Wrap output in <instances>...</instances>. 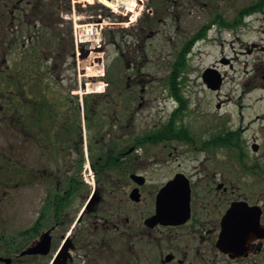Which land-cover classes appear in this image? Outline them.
I'll list each match as a JSON object with an SVG mask.
<instances>
[{"label":"flooded vegetation","instance_id":"obj_1","mask_svg":"<svg viewBox=\"0 0 264 264\" xmlns=\"http://www.w3.org/2000/svg\"><path fill=\"white\" fill-rule=\"evenodd\" d=\"M149 2L156 14L160 8L169 15L178 0ZM188 2L207 13L194 31L195 50L210 42L214 26L224 27L217 22L223 9L217 0ZM61 7L70 11L71 0H0V45H21L47 58V45L62 38ZM228 21L225 29L235 33L232 53L209 66L221 71L220 84H206L204 72L199 76L208 107L201 100L191 107L180 85L179 116L152 121L142 131L135 130L134 118L144 104L141 95L136 101L137 89L146 90L143 48L126 51L119 42L125 69L103 98L82 105L69 91L56 90L54 67L30 69L33 79L18 90V150L47 146L49 166L39 164L35 171L53 185L28 227L9 228L0 219V264H264V190L236 186L231 179L233 155L243 172L264 179V37L247 40L240 34L255 20ZM4 65L0 73L10 68ZM6 97L0 94V111ZM186 112L199 114L191 121ZM0 120L5 133L8 116ZM174 144L186 148L168 177L165 150ZM153 146L146 161L139 151ZM190 152L192 175L182 158ZM5 155L2 170L8 166L4 160L3 167ZM178 174L180 202L165 203L159 193Z\"/></svg>","mask_w":264,"mask_h":264},{"label":"rangeland","instance_id":"obj_2","mask_svg":"<svg viewBox=\"0 0 264 264\" xmlns=\"http://www.w3.org/2000/svg\"><path fill=\"white\" fill-rule=\"evenodd\" d=\"M146 1L147 10L144 17L149 23L152 21V28L145 23H142L141 17H139L135 25L129 26L133 27L135 32L138 31V34H120L119 31L121 28L117 26L116 28L110 29L112 30V33L115 31L117 37H119L120 41H122V45L126 51L129 50V46H131L132 52L143 48L142 54L146 55L144 56V58L147 59L144 63V71L146 72V75L144 76L146 90L145 92L140 93L139 89H137L136 94V101H139L141 95V99L144 103L142 108L138 109L134 118L136 131L145 130L148 128V124L152 121L165 120L173 115L174 109L178 106L177 100L172 97L170 91L172 88L170 87V77L174 70V62L177 60L182 46L185 45L186 41L193 36L194 31L202 25L205 17L207 16L206 10L203 9V7L200 6L197 8L192 3L188 2V0H178L177 5L175 4L171 7L174 11L167 15L165 11L159 8L155 19V14L150 17L147 16L148 8L155 9V6L153 3H150L149 0ZM255 1L256 0H217V3L219 4L218 7L223 9V11H221L222 14L227 18L232 19L239 7L245 3L250 4ZM96 3L97 4L94 6L97 8L92 5H88L87 9H85L86 11H79L77 7V13L83 14V17L94 15L96 11H99V9L102 8L98 1H96ZM60 10L64 14L68 11L67 9H64V7H61ZM201 10H204V12ZM180 13L181 19L177 22L174 17L178 15L180 16ZM111 17L114 18L115 16ZM154 19L155 21L153 22ZM254 20L255 22L253 25L240 34L245 35L244 37H246L245 39L247 40L257 41L259 37H264V26L262 24L264 21V9L263 11L256 13L247 21L251 22ZM64 24V26H60V28L58 27L59 32L63 31L60 33L62 38L59 41L57 39L58 42L47 45L49 58L44 57L42 54L40 60L43 63L42 66L51 65L52 67H55L53 74L55 73L58 79V82L56 83V90L59 91L60 89H63L64 91H69V95L72 96V90L70 91V89L71 87H75V85L77 86L78 83L77 63L76 59L73 57L74 45L71 33L73 24L71 21L68 22L65 19ZM221 29L222 31H220V28L217 26L216 29L213 28L210 33V42H202L200 48L195 47V50L192 47L187 54L188 64L186 66V71L182 74V85L184 87L185 94L190 95L192 100V102H190L192 105L191 107H194V105H196V101L199 100L206 101L202 104V106L204 105L206 108L208 107L207 101H209V94L208 92H204L202 87L203 81L199 76L205 67H209L213 65V63H216V59H220L224 56V53L225 56L228 53H232L230 41L235 33L225 28ZM144 31L145 34L142 33ZM109 36L110 34H107V39ZM5 50L7 51L6 54H4ZM24 52L25 50L21 45H13L8 49H6V45H4L0 49V63L4 61L6 65H9V71L11 70L14 72L15 69H18L21 76H25L22 77V84L25 86L27 83L26 81H31V79H33V74L31 76L28 75L30 73V66H28V63L24 60ZM262 55L264 56V54ZM104 57L107 67H109V74L116 73L117 77L120 73L118 69H125L126 63L119 61L115 46L111 44L107 46ZM21 63H25V65H23L25 67V71H22ZM6 65H4V67ZM236 67L238 68V71L243 69L242 64H239ZM4 73L8 74L6 71ZM178 79H180V76ZM6 80L7 77L4 81ZM4 83L8 86L6 82ZM61 84L62 87H60ZM11 88L14 89L15 86L9 85V89ZM5 95H10V92H5ZM74 100L77 101V98L74 97ZM197 114L199 113L186 112L185 117L187 120L192 121L196 118ZM2 123L3 122H0V155L3 156L6 154L4 156L5 159H3V167L6 164L4 160H7L8 166L3 170L0 169V219L4 218L7 221L9 225L7 226L9 228L28 227L32 223L33 217L37 211L42 210L43 208L41 207L43 205L46 206V204L43 203L45 198L49 196V191L53 185L48 181V176L46 174V176H42L41 173L39 175V172L35 171L37 165L39 164H43L48 168L50 163L49 151L47 146L44 147V149L42 147L37 150V146L34 145L32 148L28 147L27 152L25 150L24 154H22L20 150H18L19 131L16 129L17 127L11 125L4 133ZM251 127L252 128L246 133L249 141L256 125H252ZM10 129L14 132H11ZM28 140L26 139V142ZM43 142H45V140H43ZM185 148L186 147H182L181 145L177 146V144H174V146H169V148L165 150V158L168 163V177L174 174L177 167L176 164L178 165V162L182 160L178 159V155L180 154L181 157V151ZM155 149V146L149 149V151L148 148H144L139 151V154L144 152L146 161H151L150 157ZM192 154L194 155V153L190 152L185 154V156H182L184 159L183 163L187 166H185V168L191 175L194 173L191 171L190 167L193 163L191 157ZM197 154L200 155V157L205 155V153ZM21 155L23 157H21ZM216 158L222 159L223 155L218 153ZM17 160L20 164L22 161V164H24L25 167L19 169L15 168L14 164L18 165ZM9 161H11L12 164H9ZM249 163L254 162H251L250 160ZM1 165L2 164L0 162V166ZM231 165V179L234 181L236 186L249 184V187L253 190H259V187L264 190V179L260 178L259 174L243 172L235 155L232 157ZM151 175L153 176L155 173H152Z\"/></svg>","mask_w":264,"mask_h":264},{"label":"trees","instance_id":"obj_3","mask_svg":"<svg viewBox=\"0 0 264 264\" xmlns=\"http://www.w3.org/2000/svg\"><path fill=\"white\" fill-rule=\"evenodd\" d=\"M263 6H264V0H257L253 3H250V4L240 8L239 16L242 17L246 13H250L254 10L262 9ZM95 8H97V7H95ZM223 22H224V25L229 24V23L227 24V20H225V18L223 19ZM142 23H145L146 25H151L146 19H143ZM125 32L138 34V31L135 32L134 29L133 30L123 29V30L119 31L120 34L121 33L125 34ZM118 38L119 37H117L116 33H112V34H110V36L108 38V42L109 43H116V42H118V40H117ZM192 44H193V40H191L190 42H186V44L182 47V49H180L177 60L174 62V70H173L172 75L170 77V87H172L170 89V91L176 97V99L179 101H180V85L183 84L182 74L186 71V66L188 64L187 54L191 50ZM24 60L26 63H28V66H30L29 69L39 67V66L41 67L40 57H37L33 53H30V54L26 53ZM23 65H25V63H21V69H22V71H25V67ZM9 72H11V73H9ZM8 73H9L8 75H6L3 72L0 73V77H1L0 78V86L3 85L4 82H6L8 84V86L4 84V86L0 87V94H5V92H7V91L10 92V95H6L8 104L3 109V111H0V119H1V117L8 116V121H9L8 127L10 128L11 125L17 127L18 118H20V116H21V112H19L20 104L18 103V99L20 97L18 96V90L20 89L21 80H23L22 77H25V76H21L18 69H15L14 72L8 71ZM179 76H180V79H178ZM6 77H7V80L4 81ZM108 79L110 80L111 84H114V81H115L114 80V74H110L108 76ZM9 85L10 86L14 85L15 88L9 89ZM16 87H17V89H16ZM1 97H2V95H1ZM177 116H179V111H177V112L175 111L173 113V117H177ZM0 122H1V120H0ZM174 130H176V129H174ZM10 131H12V130L10 129Z\"/></svg>","mask_w":264,"mask_h":264},{"label":"water","instance_id":"obj_4","mask_svg":"<svg viewBox=\"0 0 264 264\" xmlns=\"http://www.w3.org/2000/svg\"><path fill=\"white\" fill-rule=\"evenodd\" d=\"M216 70H213L211 68L207 69L205 71V75L206 77L210 76L212 80L220 83V78ZM207 80V78H205ZM219 85V84H218ZM217 85V86H218ZM161 195V197H167L166 200H164L163 198H161L162 200L166 201L165 203L169 202V203H173V202H180V175H177L175 179H173L172 181H170L163 189L162 192L159 193ZM175 197V198H173ZM158 213L164 215V212L166 213V210L163 208L162 206V202L159 201V205H158ZM171 211V210H170ZM169 211V212H170ZM233 212H235V208H233L232 210ZM173 216L175 214H172ZM236 236V235H234Z\"/></svg>","mask_w":264,"mask_h":264},{"label":"built area","instance_id":"obj_5","mask_svg":"<svg viewBox=\"0 0 264 264\" xmlns=\"http://www.w3.org/2000/svg\"><path fill=\"white\" fill-rule=\"evenodd\" d=\"M127 1V0H125ZM104 22L86 24L78 28L76 38L80 42L88 41L91 48H95L97 42H102V29Z\"/></svg>","mask_w":264,"mask_h":264},{"label":"bare ground","instance_id":"obj_6","mask_svg":"<svg viewBox=\"0 0 264 264\" xmlns=\"http://www.w3.org/2000/svg\"><path fill=\"white\" fill-rule=\"evenodd\" d=\"M106 1H108V0H106ZM153 14H156L155 9L148 8L147 16L150 17V16H152ZM96 47H97L98 50H100V49H102L103 44H102L101 42H97Z\"/></svg>","mask_w":264,"mask_h":264}]
</instances>
